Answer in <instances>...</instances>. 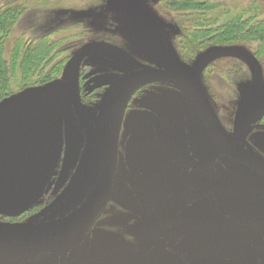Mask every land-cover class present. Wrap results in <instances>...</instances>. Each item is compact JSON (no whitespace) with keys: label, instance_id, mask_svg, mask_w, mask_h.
Masks as SVG:
<instances>
[{"label":"rangeland","instance_id":"obj_1","mask_svg":"<svg viewBox=\"0 0 264 264\" xmlns=\"http://www.w3.org/2000/svg\"><path fill=\"white\" fill-rule=\"evenodd\" d=\"M136 1L159 32L169 56L196 80L221 125L226 130L239 125L241 110L244 112L246 109L248 96L256 92L254 98L249 99L250 102L263 99L264 38H244V34L228 43L201 41L199 48L191 55L183 46L180 28L198 22L211 28L217 40L224 26L234 20L245 23L244 30L255 25L264 30V0H192L194 3H205L208 9L205 13H194L193 17L191 13L174 11L167 5L168 0ZM12 10L16 12L15 18L3 29L0 27L1 59L10 70L8 92L0 98V105L25 92L53 84L65 89L58 113L55 157L42 185L29 198H10L6 201L4 196H0V229L30 232L48 229L62 222L77 212L93 193L104 157V140L102 137L98 140L95 138V120L99 117L102 101L110 86L125 74L143 68H160L162 64L147 53L139 38L128 30L132 14L124 0H0V18L1 13ZM42 40L43 44L50 45L49 54L37 70L25 71L23 75L21 62L24 54L27 55V51L31 53L33 45ZM86 45L92 47L79 57L75 74L72 75L73 56ZM175 89L162 86L140 88L131 94L122 108L118 136L121 162L114 191L124 199L126 205L123 211L113 212L115 196L109 192L102 218H96L87 228H97V225L105 222L106 232L103 236L114 241V254L108 258L101 257L100 264H119L120 261L121 264H144L145 257L149 256L161 237L160 233L155 232V235L146 238L148 231L142 225V219L147 214L133 217L132 202L125 198V188L118 184L124 158L126 165L138 172V163L133 157L140 156V153L138 155L135 151V143L139 141L142 145L147 138V143L154 141L153 133L175 141L179 132H186L191 143L208 144V138L199 127L192 100L179 89L178 93L174 92ZM165 116H170V123L175 127L173 134L166 132L160 120ZM4 121V115L0 116V127ZM156 125H159L158 130L155 129ZM152 129L156 132L151 133ZM217 157L214 152L207 161L202 162V166H209V162ZM221 168L238 177L244 173L248 175L243 170L225 166L219 160L213 170L220 178L223 176L218 173ZM138 175L131 190L138 185L139 191L146 195L149 202L161 204L162 187L144 184ZM121 179L125 180V176H121ZM142 208L144 211L148 209ZM202 208L215 223L230 228L237 236L241 234L240 227L232 224L239 221V217L231 218L219 203L217 206L203 203ZM126 214L129 222L124 221ZM151 219L156 222L151 216L147 221L151 223ZM107 224L114 226L112 230H107ZM84 233L76 244L85 237ZM124 241H132L133 244L142 242L145 245L146 250L140 255V260L133 258L132 251L121 253ZM172 242L168 241L166 254L177 259L181 251L172 253ZM239 247L241 251L243 247L248 250L243 245ZM234 254L235 251H229L213 258L220 261ZM116 257L120 260L117 261ZM233 262L241 264L237 259Z\"/></svg>","mask_w":264,"mask_h":264},{"label":"flooded vegetation","instance_id":"obj_2","mask_svg":"<svg viewBox=\"0 0 264 264\" xmlns=\"http://www.w3.org/2000/svg\"><path fill=\"white\" fill-rule=\"evenodd\" d=\"M155 86L175 89L171 85L159 83H152L141 89ZM178 91L174 90L177 93ZM262 108L264 106L259 101L255 102L253 99V102H250L249 100L244 112L241 110L240 124L228 130L221 125L210 107L209 110L230 145L245 156L248 161L253 164L260 163L264 168V110L261 111ZM169 117L165 116L163 119L161 117L160 120L166 128V132L173 134L175 127L173 128ZM197 118L199 127L208 138V144L198 143L195 145L191 143L186 132L184 134L179 132L175 141H171L169 138L166 140V138L153 133L154 141L151 140L147 143V138L145 143L141 142L142 145L139 141L134 145L138 155L140 153V156L133 157V160L138 163V172H134L133 168L126 165L125 158L123 160L120 175L125 176V180H122L120 176L118 184L119 187L125 188V198L132 202L133 217H143L147 214L142 219V225L147 227V239L155 235V232L161 235L149 256L145 257L144 264H148V262L151 264H234L235 259L241 264H264V171L223 153L217 154L218 146L207 134L199 113H197ZM152 123L155 122L152 120ZM158 128L159 125H156L155 129L158 130ZM155 129L150 132H156ZM214 152L218 157L213 159L214 161H210L209 166H202V162L207 161ZM219 160L225 166L243 170V173L246 172L248 175L244 173L238 177L221 168L218 173L223 176L220 178L219 174L213 170ZM120 162L118 142L115 172L110 189V193L112 192L115 196V206L114 209H111L113 212L123 211L122 208L126 205L123 203L124 199L114 191L116 184L114 182L117 180ZM142 168L150 171L149 174L148 171L142 172ZM208 168H211L210 171ZM137 175L144 184L149 183L162 187L163 202L161 204L149 202L146 195L139 191L138 185H135L131 190ZM239 189L240 193L237 195L236 192ZM214 202L219 203L231 218L239 217V221L232 223L240 227L241 234L239 236L235 235L230 228L215 223L203 210V203L206 206H210V204L217 206ZM144 204L146 205L143 206ZM105 206L106 203L104 208ZM142 207L148 209L144 211ZM104 208L96 216L98 220L102 218ZM150 216L156 219V222L151 219V223H149L147 219ZM123 218H125L124 221H127L128 214ZM4 219L7 218L4 217ZM107 225L109 231L114 227ZM91 229H86L85 237H82L78 244L66 250L59 249L60 251L57 252L52 250L53 252H44L21 259L0 256V264H100L101 257L108 258L114 254V241L110 237L103 236V233L106 232L104 230L106 229L105 222H101L97 228ZM170 240L171 242L173 240L171 252L181 251L182 255L177 256V259L166 254L167 244ZM241 245L247 247L248 250L243 247L241 251L239 247ZM122 250V254L125 253L124 251H132L133 258L140 260V255L146 250V247L142 242L133 244L132 241H124ZM229 251H235V254L232 257L214 261V256ZM116 260L118 261L120 258L116 257Z\"/></svg>","mask_w":264,"mask_h":264},{"label":"water","instance_id":"obj_3","mask_svg":"<svg viewBox=\"0 0 264 264\" xmlns=\"http://www.w3.org/2000/svg\"><path fill=\"white\" fill-rule=\"evenodd\" d=\"M124 2L132 14L128 30L134 32L146 52L160 61L162 67L143 68L125 74L107 90L99 117L95 120V138L104 140L103 164L98 183L86 203L73 215L48 229L30 232L0 229V256L28 258L52 250H66L77 243L107 201L115 172L122 108L134 91L152 83L171 85L190 97L207 134L218 146L217 154L223 153L264 171L260 163L248 161L226 140L196 80L169 56L159 32L148 21L137 1ZM91 47L86 45L73 56L72 75L79 57ZM64 92V88L53 84L25 92L0 105V116L5 117L0 127V196H4V200L29 198L42 185L55 157L58 113ZM253 95L246 99L244 109ZM261 95L263 99L259 102L264 106V95Z\"/></svg>","mask_w":264,"mask_h":264},{"label":"trees","instance_id":"obj_4","mask_svg":"<svg viewBox=\"0 0 264 264\" xmlns=\"http://www.w3.org/2000/svg\"><path fill=\"white\" fill-rule=\"evenodd\" d=\"M174 11H178L181 13H191V17H193L197 12H206L208 11L207 7H205V3H194L192 0H168L166 2ZM203 13V14H204ZM2 17L0 18V27L3 29L4 26L7 25L10 21H12L16 15L14 10L10 12H5V14L1 13ZM205 22V21H204ZM206 24V22H205ZM181 37L184 40V44L187 47V52L191 55L196 52L197 47L199 48L200 42L202 43H211L214 40L217 43L220 42H231L234 40L236 36L244 35L245 37L252 39H263L264 38V30L263 27L255 25L251 26L248 29H245V23H241L239 20H234L229 24L224 26V30L218 34V40L215 39L212 29L208 26L202 25L201 23L196 22L195 24H190L188 27L180 28ZM39 42V43H38ZM36 45H33L31 53L27 55L24 54L21 66L22 72L24 75L25 71H35L39 68L41 62L45 60L50 51V45L43 44L44 40L38 41ZM184 46V47H185ZM14 65V64H13ZM12 70V69H11ZM9 68L5 65V63L1 59L0 53V98L3 97L4 94L8 92V75ZM45 79V77H42Z\"/></svg>","mask_w":264,"mask_h":264},{"label":"bare ground","instance_id":"obj_5","mask_svg":"<svg viewBox=\"0 0 264 264\" xmlns=\"http://www.w3.org/2000/svg\"><path fill=\"white\" fill-rule=\"evenodd\" d=\"M6 179H8V178H6Z\"/></svg>","mask_w":264,"mask_h":264}]
</instances>
